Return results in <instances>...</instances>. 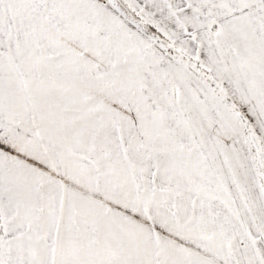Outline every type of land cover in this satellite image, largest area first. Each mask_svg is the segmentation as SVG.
I'll use <instances>...</instances> for the list:
<instances>
[{
	"label": "snow or ice",
	"instance_id": "6c2138e0",
	"mask_svg": "<svg viewBox=\"0 0 264 264\" xmlns=\"http://www.w3.org/2000/svg\"><path fill=\"white\" fill-rule=\"evenodd\" d=\"M0 264H264V0H0Z\"/></svg>",
	"mask_w": 264,
	"mask_h": 264
}]
</instances>
